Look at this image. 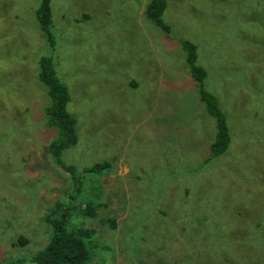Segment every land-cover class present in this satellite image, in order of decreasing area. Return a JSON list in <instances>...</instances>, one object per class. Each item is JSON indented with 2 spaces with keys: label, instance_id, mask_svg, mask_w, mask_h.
<instances>
[{
  "label": "rangeland",
  "instance_id": "1",
  "mask_svg": "<svg viewBox=\"0 0 264 264\" xmlns=\"http://www.w3.org/2000/svg\"><path fill=\"white\" fill-rule=\"evenodd\" d=\"M40 1L0 0V264L45 246L42 216L68 194L106 204L94 218L76 206L67 224L95 229L91 264H264V0H165L168 34L146 17L149 0H50L53 46ZM179 39L196 45L226 116L230 141L215 157ZM41 56L75 121L60 164ZM98 162L110 166L80 173Z\"/></svg>",
  "mask_w": 264,
  "mask_h": 264
},
{
  "label": "trees",
  "instance_id": "2",
  "mask_svg": "<svg viewBox=\"0 0 264 264\" xmlns=\"http://www.w3.org/2000/svg\"><path fill=\"white\" fill-rule=\"evenodd\" d=\"M50 0H41L36 9V17L41 33L50 46H53V36L51 32V12ZM165 0H149L145 5L144 13L146 17L156 26H159L166 34L170 31V26L162 20V13L165 9ZM181 49L185 52V62L189 74L194 82L196 95L204 106V111L214 119V138L209 141L205 151L206 159L215 157L223 153L228 147L230 135L226 116L221 110L216 96L204 87L203 80L206 70L197 63L198 52L195 44L188 40L179 39ZM52 59L49 56L38 58V80L47 86V94L50 103L45 107L47 124L57 128V137L50 142V152L54 160L60 164V155L64 148L77 142L75 121L66 110L69 101V92L64 83L56 76ZM202 145L203 148L206 146ZM198 146V145H197ZM185 147V146H183ZM197 149V147H196ZM110 166L108 162L94 163L92 166L83 168L80 173H93ZM62 170L75 176L76 168L73 165L62 164ZM79 206L82 215L94 218L101 207H105L104 202H93L85 198L82 194L74 198V194H68L65 199H56L50 208L42 216L44 223L50 227L51 235L45 246L28 258L9 259L4 264H24L27 261L35 264H91L90 245L95 236V229L79 225L67 228L70 217ZM102 222L109 223L115 228V218L106 216ZM27 238L19 236L18 244H25Z\"/></svg>",
  "mask_w": 264,
  "mask_h": 264
},
{
  "label": "crops",
  "instance_id": "3",
  "mask_svg": "<svg viewBox=\"0 0 264 264\" xmlns=\"http://www.w3.org/2000/svg\"><path fill=\"white\" fill-rule=\"evenodd\" d=\"M152 78H154V77H152ZM150 86H151V83L149 82V88L148 89H150ZM158 88H161V89H163L162 87H158ZM157 88V89H158ZM165 89H167V88H165ZM168 90V89H167ZM169 91V90H168Z\"/></svg>",
  "mask_w": 264,
  "mask_h": 264
}]
</instances>
